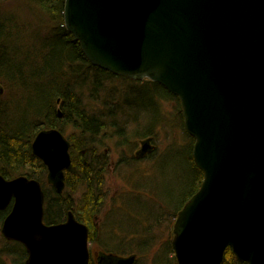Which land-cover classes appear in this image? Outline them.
Returning <instances> with one entry per match:
<instances>
[{
  "label": "water",
  "instance_id": "obj_1",
  "mask_svg": "<svg viewBox=\"0 0 264 264\" xmlns=\"http://www.w3.org/2000/svg\"><path fill=\"white\" fill-rule=\"evenodd\" d=\"M63 15L93 65L157 82L181 101L204 179L172 227L177 263L223 264L230 248L264 264V0H65ZM152 149L149 138L140 152ZM32 151L63 193L70 140L44 129ZM45 199L39 180L0 173V212L11 207L2 235L24 245L25 264H90L88 225L73 211L46 223Z\"/></svg>",
  "mask_w": 264,
  "mask_h": 264
},
{
  "label": "trees",
  "instance_id": "obj_2",
  "mask_svg": "<svg viewBox=\"0 0 264 264\" xmlns=\"http://www.w3.org/2000/svg\"><path fill=\"white\" fill-rule=\"evenodd\" d=\"M64 3L65 0H0V84L6 89L0 98V173L7 178L27 175L39 180L46 195L45 222L61 223L73 211L79 221L90 227V239L97 241L92 228L96 227L95 219L104 213L109 199L106 178L110 162L109 154L103 151L104 143L118 140L116 146L121 155L118 165L127 168L139 160L127 152L131 143L152 137L159 127L170 125L176 129V139L182 137L186 141L184 150L190 173L194 175L193 188L177 211L170 214L171 220H176L204 179L193 157L195 139L185 129L179 97L157 82L131 80L93 65L65 27ZM119 79L158 86L167 94L156 93L159 102L155 101V122L146 128L147 133L141 132L139 119L134 118L129 102L134 100L124 97L125 88L114 83ZM112 87L115 90L110 95ZM167 99L177 102L178 120L167 119L163 111ZM120 116L121 121L131 117L126 121L133 125L131 130L120 125ZM49 128L59 129L71 142L72 165L65 173L63 193L48 184V169L32 151L37 133ZM10 209L0 212V222ZM106 216L111 225V214L107 212ZM156 219L148 227L162 225L159 216ZM149 244L142 245L139 241L136 250H146ZM166 251L167 262L178 264L172 241ZM26 259L27 251L22 243L0 235V264H25ZM223 264L247 263L237 259L228 248Z\"/></svg>",
  "mask_w": 264,
  "mask_h": 264
},
{
  "label": "rangeland",
  "instance_id": "obj_3",
  "mask_svg": "<svg viewBox=\"0 0 264 264\" xmlns=\"http://www.w3.org/2000/svg\"><path fill=\"white\" fill-rule=\"evenodd\" d=\"M139 82H145V80ZM139 82L119 79L114 83L122 89L125 88L124 97L134 100L133 102L129 101L132 103L134 118L139 119L141 132L147 133L146 128L155 122L156 104L159 102L156 93L164 96L167 94L161 87H151L146 83ZM114 90L115 87H112L109 94H114ZM155 101L157 102L155 103ZM108 104H112V102L108 101ZM177 105V102L172 99L164 101L163 111L166 113L167 119L178 120ZM98 106L102 107V105ZM119 119L120 125L125 126L126 129L127 126L130 130L132 129L133 125L126 122L131 117L121 121L120 116ZM175 130L170 125L155 130L151 142L153 149L127 168L118 165V160L121 157L116 146L118 140H108L104 143L103 151L109 154L110 162L106 178L109 199L104 213L95 220L96 227L92 228V233L97 238V241L90 239L89 248L93 254L100 246H106V240L110 247L123 250L122 253H126V255L137 253L139 255L138 264H168L165 260L168 256L166 250L168 243L172 241V227L175 222V218L171 220L173 215L170 216V214L177 211L186 195L193 188L194 181V175L189 170L188 156L184 150L186 141L182 137L176 139ZM120 136H123V133H120ZM148 137L151 136L134 140L130 145L131 150L127 149V152L130 151L128 154L137 155L136 152L143 145L142 142ZM128 191L130 194H125ZM160 209L161 211H159ZM107 212L111 214L109 219L113 223L111 225L115 233L105 232L109 226ZM159 212L161 215H158ZM157 216H159L162 225L153 224L148 227L157 220ZM1 227L2 222H0V235H2ZM109 234H112L115 241ZM139 241L142 242V245L150 244L146 250L138 252L136 248L139 246ZM119 242L122 245L114 244ZM158 255L159 257H157ZM156 258L158 259L156 260Z\"/></svg>",
  "mask_w": 264,
  "mask_h": 264
},
{
  "label": "flooded vegetation",
  "instance_id": "obj_4",
  "mask_svg": "<svg viewBox=\"0 0 264 264\" xmlns=\"http://www.w3.org/2000/svg\"><path fill=\"white\" fill-rule=\"evenodd\" d=\"M150 138V140H151V142H152V137H148L147 139H149ZM147 139H145V140H147ZM144 140V141H145ZM143 141V142H144ZM143 142H142V144H143ZM141 148L138 150V152H136V156L139 158V159H142L144 156H145V154H142L141 152ZM142 156V157H141ZM97 219H99V217H96V219L95 220H97ZM64 222V221H63ZM51 224H53V223H51ZM111 224H113V223H111ZM89 227V226H88ZM89 230H90V232H89V240H90V233H91V229H90V227H89ZM105 232H109V233H111V232H113V233H115L114 232V228H113V226L112 225H109L108 226V229L107 230H105ZM107 234V233H106ZM117 235H119L118 233H116ZM108 235V234H107ZM110 236H111V239L113 240V241H115L114 240V237L112 236V234H109ZM107 239V238H106ZM115 245H117V246H120V245H122V243H118V244H116V243H114ZM105 245L107 246H104V245H102V246H100L99 248H98V250L97 251H95V253L93 254L92 252H91V249H90V264H115V260H114V258L115 257H127V256H130V255H136L137 256V260H136V263L135 264H138V261H139V255L137 254V253H131V254H128V255H126V253H122L123 252V250H119L118 248H115V247H110L109 245H108V243L106 242V240H105ZM110 247V248H109ZM176 257V256H175ZM166 261H167V259H165ZM168 264H169V262H168Z\"/></svg>",
  "mask_w": 264,
  "mask_h": 264
}]
</instances>
